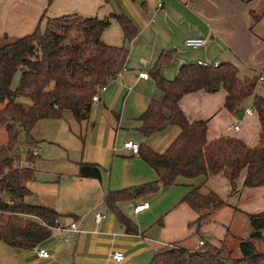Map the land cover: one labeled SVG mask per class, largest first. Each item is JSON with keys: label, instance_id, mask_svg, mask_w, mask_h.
Masks as SVG:
<instances>
[{"label": "crops", "instance_id": "0c3cea01", "mask_svg": "<svg viewBox=\"0 0 264 264\" xmlns=\"http://www.w3.org/2000/svg\"><path fill=\"white\" fill-rule=\"evenodd\" d=\"M67 13L96 18L121 13L130 20L136 32L130 40L124 41L114 17H109L108 25L101 30L102 42L115 46L124 44L127 51L123 67L105 80L96 99L91 100L85 118L75 120L68 109H62L59 118H41L66 121L69 134L79 141V149L72 156L66 150L62 151L63 158L72 165L66 170L73 178L76 191L66 196L63 202L54 201L50 207L58 213L60 225L66 226L74 221L80 231L51 227L50 235L37 243L47 250L46 257H39L28 248H13L0 240V264H147L153 252L165 245L177 243L195 248L199 245L198 239H206L193 235L194 227L187 225L195 213L181 201V197L191 186L203 180L202 175L179 178L174 185H162L142 157L141 148L133 153L122 147V141L131 139L139 147L145 145L161 152L179 132V127L174 124L148 137L137 130L138 116L148 101L162 95L151 75L161 53H166L165 59L157 69L165 79H172L183 63L216 60L233 64L239 77L262 74L263 78L258 82L262 83L264 0H0V40L29 33L41 15ZM253 14L258 16L253 18ZM189 36L202 37L205 42L196 47L187 46L184 39ZM142 70L146 71V78L137 76ZM224 95L222 88L211 92L197 89L182 94L177 105L187 120L206 121V139L229 135L253 146L259 131L258 118L252 108L256 94L244 105L242 102L235 112L222 106ZM246 108H250L249 113ZM234 124L236 128H233ZM26 142L34 147L33 154L36 155L38 139L30 135ZM78 162L96 165L98 177L76 175ZM243 175V171L238 174L236 188L231 193L224 176L214 174L207 177L206 187L225 199L226 204L213 209L201 226L212 232L227 225L234 213H240L237 222L244 230L243 235L236 233L232 236L248 234L251 227L246 213L255 211L237 206L243 189ZM146 182L153 183L152 190L118 203L120 211L136 227L135 232H126L115 214L104 205L103 197L107 191ZM262 187L259 191L261 197L264 195ZM26 192L25 186L24 200ZM139 200H147L148 205L134 214L132 205ZM95 208L105 212L98 223L92 219ZM232 246L226 249L232 256L240 257L238 240L233 241ZM256 247L264 252V240L256 241ZM115 250L123 255L118 262L110 257Z\"/></svg>", "mask_w": 264, "mask_h": 264}, {"label": "trees", "instance_id": "16d2710c", "mask_svg": "<svg viewBox=\"0 0 264 264\" xmlns=\"http://www.w3.org/2000/svg\"><path fill=\"white\" fill-rule=\"evenodd\" d=\"M109 17L119 24L124 41L130 40L136 29L121 13L102 18L76 13L41 15L29 33L0 40V103L3 102L0 124L6 135L5 143H0V240L13 248H28L48 237L58 216L52 207L28 203L23 198L25 182L34 177L31 165L34 154L27 150V164L15 163L19 158L15 150L19 134L22 132L29 141L30 128L37 119L59 118L62 109H68L77 121L86 117L92 94L123 67L126 56L124 44L115 46L100 40V32L108 25ZM165 54H160L151 69L162 95L148 101L138 116L137 130L148 137L174 124L179 132L161 152L145 145H138V150L141 148L142 157L162 185H174L179 178L202 175L203 180L181 197L195 213L187 225L194 226L193 231L197 232L213 209L226 204L225 199L206 187L208 176H224L230 193L235 190V179L242 171V187L264 185V97L254 95L252 99L259 122L257 142L253 146L229 135L206 139V121L187 120L177 105L179 97L197 89L211 92L222 88L225 91L222 106L235 112L252 93L257 76L239 77L236 67L225 61L215 66L187 62L177 68L172 79H165L157 69ZM16 71L18 79L11 87ZM19 98L27 101V105L19 102ZM76 175L98 177L99 171L92 163L78 162ZM153 187L152 182H146L110 190L104 195V205L115 214L124 231L135 232L136 227L120 211L118 203L135 199ZM246 214L251 229L246 236L237 238L240 257L232 256L222 243L202 240L195 248L177 243L165 245L153 252L147 264H262L264 252L257 249L256 241L264 240V209Z\"/></svg>", "mask_w": 264, "mask_h": 264}, {"label": "rangeland", "instance_id": "374dc122", "mask_svg": "<svg viewBox=\"0 0 264 264\" xmlns=\"http://www.w3.org/2000/svg\"><path fill=\"white\" fill-rule=\"evenodd\" d=\"M18 74L19 72L16 71L12 75L10 81L11 87L16 85ZM254 94L264 96V81L262 83H255L252 93L242 100L243 105L246 101H250ZM19 102L27 105V101L21 98H19ZM2 105L3 102L0 103V107ZM68 125L66 121L41 119L31 127L29 133L35 139H38V143L35 145L37 149L36 155H34L31 162L34 168V177L25 183L27 190L25 200L28 203L50 206L56 200L63 202L66 196L68 197L69 194H73L76 191L72 183L73 178H71L66 170L68 166L72 165L63 158L62 153L63 150H66L69 156H72L79 149V141L76 136L69 134ZM5 141V130L3 125L0 124V143H5ZM31 147L32 145L27 144L24 134L21 132L15 146L21 164L26 161V152L27 150H31ZM62 147L65 149H62ZM262 186H244L237 206L246 211L264 209V195L263 197L259 195V191L263 188ZM239 218L240 213H234L227 225H223L217 228V230L215 229V231L211 232L209 228L201 226L197 232L192 231V233L194 232L193 235H200L210 242L222 243L224 247L232 248L233 241L236 242L238 237L232 236V234L241 233L243 235L244 231L242 226L237 222Z\"/></svg>", "mask_w": 264, "mask_h": 264}, {"label": "built area", "instance_id": "2783aa9c", "mask_svg": "<svg viewBox=\"0 0 264 264\" xmlns=\"http://www.w3.org/2000/svg\"><path fill=\"white\" fill-rule=\"evenodd\" d=\"M204 42H205L204 38L197 37V36H189V37H186L184 39V43L190 47H196V46L202 45V44H204ZM196 63L204 65V66H215L218 62L216 60H212V61L197 60ZM137 76L146 78L147 73H146V71H143V70L138 71ZM262 78H263L262 74L257 75L256 82H260ZM95 99H96V93L92 94V96H91V100H95ZM245 111L247 113H249L250 108H246ZM236 127H237V125L234 124L233 128H236ZM122 147L128 148L133 153L138 151V143L136 141L131 140V139L123 140L122 141ZM31 152L34 153V147H31ZM15 163L19 164V165H25V164H27V160L23 164H21L19 162V159H17V160H15ZM147 205H148L147 200H139L132 205V212L134 214H136V213L140 212L141 210H143L144 208H146ZM104 216H105V212L102 209L95 208L92 210V219H93L94 223H98ZM52 227L55 229L67 228V229H70L73 231H80L76 222L70 221L66 226H62L57 222V218L54 219V225ZM201 243H202V240L198 239V244L200 245ZM28 249L30 251L36 253L39 257L48 256L47 250L44 247L39 246L38 244H33V245L29 246ZM110 257L115 262H118L122 259L123 255H122L121 251L115 250V251H112L110 253ZM262 264H264V262H262Z\"/></svg>", "mask_w": 264, "mask_h": 264}, {"label": "water", "instance_id": "95a60500", "mask_svg": "<svg viewBox=\"0 0 264 264\" xmlns=\"http://www.w3.org/2000/svg\"><path fill=\"white\" fill-rule=\"evenodd\" d=\"M238 112H239V113H242V110H239Z\"/></svg>", "mask_w": 264, "mask_h": 264}]
</instances>
